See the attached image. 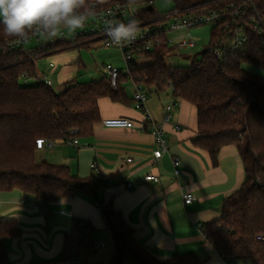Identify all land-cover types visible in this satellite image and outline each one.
Returning a JSON list of instances; mask_svg holds the SVG:
<instances>
[{
  "label": "trees",
  "instance_id": "1",
  "mask_svg": "<svg viewBox=\"0 0 264 264\" xmlns=\"http://www.w3.org/2000/svg\"><path fill=\"white\" fill-rule=\"evenodd\" d=\"M152 0H110L107 3L86 0V5L109 7L120 2L141 4L138 23L153 21L160 16L151 12ZM236 5L246 0H235ZM212 0L187 4L175 12L205 14L216 10ZM230 2V1H229ZM256 10L264 15V0H253ZM171 12V13H175ZM252 5L238 17L247 36L246 45L238 52L227 53L220 59L207 52L203 60L191 67H171L168 57L173 47L166 36L153 51L140 55L152 61L148 66L130 65V78L146 92L173 90L180 100L195 106L198 112V136L195 147L206 151L217 165L220 151L237 146L246 171V181L224 202L220 219L204 225V238L221 257L231 260H249L264 264V77L252 70L264 71V35L247 22L253 15ZM170 14V13H169ZM235 30L214 26L210 47L228 48ZM9 38L0 26V192L19 190L36 196L46 209L50 204L71 199L83 193L97 205L106 229L112 236L114 254L110 264H202L193 254L174 255L161 260L150 253L134 235L122 213L111 203L99 197L102 180L97 176L81 179L67 165H56L37 158L36 141L72 140L93 136L94 127L102 123L99 102L108 98L113 103L134 106L135 100L127 94L125 85L130 79L123 73L114 89L108 78L101 82L80 84L70 81L60 93L54 88L35 84L23 86L21 76L38 73L36 63L66 51L87 48L100 42L81 38L78 42L59 40L40 46L4 53ZM81 43L80 45H76ZM208 48V49H209ZM98 195V197L96 196ZM95 228L89 220L75 218L65 235L61 261H74L97 253L91 235ZM22 236V229L14 219H0V264H12L6 249V240Z\"/></svg>",
  "mask_w": 264,
  "mask_h": 264
},
{
  "label": "crops",
  "instance_id": "2",
  "mask_svg": "<svg viewBox=\"0 0 264 264\" xmlns=\"http://www.w3.org/2000/svg\"><path fill=\"white\" fill-rule=\"evenodd\" d=\"M182 36L174 40L179 41ZM154 94L156 97H149L146 102V113L108 98L99 102L102 121L125 118L138 127L145 124L144 131L108 129L100 123L94 127L93 136L78 139V147L57 140L53 149L49 148L52 150L37 151L38 160L67 165L81 179L99 177L103 184L99 197L103 191L104 202L122 213L136 240L161 260L193 253L202 264H252L249 260L221 257L206 242L202 231L205 224L221 218L225 200L246 181L239 149L224 147L217 165H213L210 155L193 144L198 136L196 107L176 98L172 89ZM169 105L173 109L167 122ZM146 114L162 127L169 145V153L158 161L154 160L152 124L144 123ZM176 159L181 162L178 176L173 164ZM93 163L99 173L92 169ZM149 174L159 182H147L145 177ZM185 193H193L197 201L186 205ZM75 218L89 220L95 228L93 241L104 243L94 237L100 232L109 233L100 209L83 193L45 209L32 194L19 190L0 192V219H14L22 229L21 237L5 243L12 264H80V258L77 263L60 259L64 237ZM110 237L113 242L111 234ZM101 256L104 254L100 248L83 262L98 260L96 264H104Z\"/></svg>",
  "mask_w": 264,
  "mask_h": 264
},
{
  "label": "built area",
  "instance_id": "3",
  "mask_svg": "<svg viewBox=\"0 0 264 264\" xmlns=\"http://www.w3.org/2000/svg\"><path fill=\"white\" fill-rule=\"evenodd\" d=\"M230 1V2H229ZM156 0H152L148 3L149 6L154 5ZM210 4H216L218 7L216 10L210 11L205 14H190L187 15L189 10L175 12L160 16L153 21H148L146 23H138L139 28L137 32L136 39L124 46H116L111 43L110 38L104 32L105 21L112 22H124L127 23L130 19H136L137 16L133 14L129 20H126V14L129 9L128 5L117 2L112 4L109 7H101L94 5L93 7L96 10V15L89 19V22L85 24L83 27V31H76L69 38L66 37V34H62L57 36L54 39H48L45 43H53L59 40H66L70 42H78L77 40L81 38H90V40L97 39L98 41H102L105 46L111 48H117L122 52V55L126 62L125 71L120 70L118 67H115L111 64H107L103 66L104 74L106 78L109 79L112 87L117 89L119 86V79L121 74L130 79V83L133 84L135 92H134V107L137 110L145 111L146 113V102L148 100V96L146 91L141 87L136 85L130 78V65L132 63L136 64L135 58L137 56L143 55L145 53L153 51L155 48L159 47L162 44L163 36H166L168 42L171 46H175V42L177 40L170 39L168 37V33L172 31H181V30H189L196 26L202 24H213V26H223L225 29H233L235 33L233 34V38L228 48L223 47H210L208 49L209 53L215 55L216 57L222 59L227 56V53H235L240 51L247 43V36L245 35V31L241 24H238V17L242 14V12L247 10L248 5H252L253 7V15L247 19V22L252 25L253 29L257 31L260 35H264V15L258 13L253 3V0H246L245 3L236 5L235 0H212ZM39 35H30V38L27 41H18L16 38L9 40L6 42L4 46L3 52L10 53L13 51H17L19 49H25L27 44H29L35 38L40 39ZM181 39V40H180ZM178 41L179 48H185L187 46L191 48H195L197 43L191 38L190 33L182 36ZM43 43V42H41ZM78 43L76 45H80ZM50 73H54L56 70V65L54 62L49 64ZM31 80H34L36 84L45 85L47 87L53 88V83L46 73H38L35 76H30L29 74H23L21 76V83H25V86H30ZM173 109V105H169L167 110L166 121H170L171 116L170 113ZM152 124V137L154 140V160L158 161L164 157V155L169 153V145L167 140L164 137V131L162 127L157 124H154L151 117L146 114L145 122ZM102 125L108 129H139L140 131H144L145 124L140 125L139 127L135 125V123L129 119L125 118H116V119H106L102 121ZM64 144L78 147L79 140L78 138L72 140H58ZM56 144L54 140L48 139H38L36 141V146L38 150H43L46 148H53ZM131 162V160H128ZM175 170V175L178 176L180 174L181 162L176 159L173 162ZM92 169L96 172L99 169L95 163L92 164ZM145 180L147 182H159V179L152 174L146 175ZM197 201L196 196L193 193H185L183 195V202L186 205H191ZM99 209H101L104 205H97ZM202 231L204 232V228L202 227ZM257 241H264V237L259 235L257 236ZM104 243H95V248L98 250L104 247ZM75 263H77L75 261Z\"/></svg>",
  "mask_w": 264,
  "mask_h": 264
},
{
  "label": "rangeland",
  "instance_id": "4",
  "mask_svg": "<svg viewBox=\"0 0 264 264\" xmlns=\"http://www.w3.org/2000/svg\"><path fill=\"white\" fill-rule=\"evenodd\" d=\"M92 1V0H91ZM94 1V0H93ZM98 3H101L100 0H95ZM109 0H103V2H108ZM208 0H156L154 3L155 12L160 14H169L171 12H175L177 8H183L187 4H197L204 3ZM143 5L141 4H132L129 6V9L126 14V20H129L133 14H137ZM214 28L213 24H202L191 28L189 30H181V31H172L168 33V37L170 39H174L180 35H186L190 33L191 38L197 43L195 48H191L189 46L185 48H179L178 41L175 42V46L171 54L168 57V64L171 67H191L195 62H200L203 60L204 54L207 52L211 40V31ZM76 31H83L82 29H77ZM66 37L69 38L72 34L68 32H64ZM47 40L46 37L41 36L39 38H35L29 44H27V48L33 49L41 45V42L45 43ZM181 40V39H180ZM54 62L56 65V71L54 73H50L49 64ZM135 62L138 67L148 66L152 63V61L148 60L145 57L137 56L135 58ZM38 64V66H37ZM111 64L115 67H118L120 70L125 71L126 62L122 55V52L117 48H111L104 45L102 41L93 43L90 49H75L66 51L62 54H58L52 57H45L36 63L37 69L41 73H46L50 77L53 88L55 92L60 93L64 91L69 84L70 81H77L80 84H89L91 82H101L106 78L104 74L103 66ZM248 69L252 70L254 73L259 74L264 77V71L256 70L253 68ZM28 84L35 85L36 82L31 80ZM25 86V83H23ZM125 89L129 96H134V86L132 83H128L125 85ZM147 93L148 98L156 97L154 93L155 90H152L151 93ZM153 94L155 96H153ZM49 149V148H48ZM53 149V148H52ZM49 149V150H52ZM41 161V160H39ZM52 162V161H49ZM103 192V191H102ZM101 192V198H103V193ZM91 199V198H90ZM94 237L97 240H102L106 248H101V252H103L104 256H101V261L104 264H110L113 258V249L114 244L111 240L110 233L105 232L100 234H95ZM100 250V249H99ZM88 257L80 258V264H84V259ZM76 261V260H75ZM74 261V262H75ZM91 264L95 263L94 260H89ZM77 262V261H76ZM99 261L96 260V263ZM95 263V264H96ZM79 264V263H78ZM87 264H90L87 262Z\"/></svg>",
  "mask_w": 264,
  "mask_h": 264
},
{
  "label": "clouds",
  "instance_id": "5",
  "mask_svg": "<svg viewBox=\"0 0 264 264\" xmlns=\"http://www.w3.org/2000/svg\"><path fill=\"white\" fill-rule=\"evenodd\" d=\"M95 15V8L87 6L86 0H0L2 31L18 41H27L30 35L54 39L65 31L74 34ZM104 23V32L112 44L124 46L136 39V19Z\"/></svg>",
  "mask_w": 264,
  "mask_h": 264
},
{
  "label": "water",
  "instance_id": "6",
  "mask_svg": "<svg viewBox=\"0 0 264 264\" xmlns=\"http://www.w3.org/2000/svg\"><path fill=\"white\" fill-rule=\"evenodd\" d=\"M152 10H153V7L150 6V7L148 8V11L151 12ZM96 196L98 197V195H96Z\"/></svg>",
  "mask_w": 264,
  "mask_h": 264
}]
</instances>
